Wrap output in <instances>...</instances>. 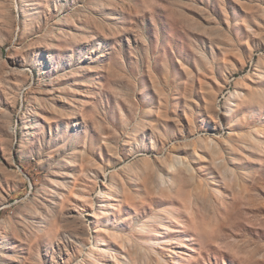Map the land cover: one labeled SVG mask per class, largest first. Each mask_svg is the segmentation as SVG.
<instances>
[{
	"label": "rangeland",
	"instance_id": "1",
	"mask_svg": "<svg viewBox=\"0 0 264 264\" xmlns=\"http://www.w3.org/2000/svg\"><path fill=\"white\" fill-rule=\"evenodd\" d=\"M0 264H264V0H0Z\"/></svg>",
	"mask_w": 264,
	"mask_h": 264
},
{
	"label": "bare ground",
	"instance_id": "2",
	"mask_svg": "<svg viewBox=\"0 0 264 264\" xmlns=\"http://www.w3.org/2000/svg\"><path fill=\"white\" fill-rule=\"evenodd\" d=\"M108 194H111V191H110V190H108ZM149 219H150V218H149ZM145 230H146V227H145L144 224H141V225L139 226V228H138V231L141 232V233L145 232ZM156 234H157V236H159V233H156Z\"/></svg>",
	"mask_w": 264,
	"mask_h": 264
}]
</instances>
